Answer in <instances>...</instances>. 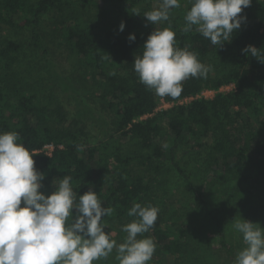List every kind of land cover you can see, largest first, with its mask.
Returning a JSON list of instances; mask_svg holds the SVG:
<instances>
[{
	"label": "trees",
	"instance_id": "1",
	"mask_svg": "<svg viewBox=\"0 0 264 264\" xmlns=\"http://www.w3.org/2000/svg\"><path fill=\"white\" fill-rule=\"evenodd\" d=\"M154 1L108 0L126 11L120 21L97 27L76 21L63 28L71 54L81 65L98 71L96 76L104 85L101 98L115 115L114 129L99 138L90 137L76 121L67 123L62 107L53 100L42 106L37 93L27 95L19 84L9 82L21 45L0 38V134L18 133L19 143L33 155L34 167L44 174L39 191L45 196L65 175L72 177L78 196L89 189L96 192L103 206L114 209L111 216L102 218L105 232L118 225L116 232L122 242L126 236L122 226L134 219L127 215L133 204L156 207L147 198L146 173L151 175L168 162L189 182L176 159L181 146L205 156L212 183L235 184L231 194L237 201L234 208L247 201L240 184L264 192V0H259L253 11L250 6L242 9L240 29L234 30L222 47L212 45L195 26L191 32H183L185 24L174 16L175 9L170 11L169 21L154 25L130 13L140 3ZM70 4L67 0H0V33L2 29L28 32L38 47L42 18L52 10L62 12ZM182 6L187 11L191 4ZM121 22L125 24L122 32ZM165 27L174 31L177 47L195 52L201 63L211 67L206 79L183 81L177 98L149 91L133 68L151 32ZM130 34L135 35V41L127 39ZM247 46L257 49L255 57L242 52ZM228 85L233 86L231 91H218ZM206 90L217 92L211 99L197 98ZM186 98L191 100L178 104ZM161 101L173 105L157 112ZM45 145L53 148L50 156L40 152ZM206 210L220 247L229 252L219 219L208 207ZM257 211L255 207L251 213L255 216ZM186 216L184 210L170 205L166 213L159 210L147 233L138 236L151 237L156 244L148 264H206L202 256L194 254L184 235Z\"/></svg>",
	"mask_w": 264,
	"mask_h": 264
},
{
	"label": "clouds",
	"instance_id": "2",
	"mask_svg": "<svg viewBox=\"0 0 264 264\" xmlns=\"http://www.w3.org/2000/svg\"><path fill=\"white\" fill-rule=\"evenodd\" d=\"M189 2L182 31L191 32L195 26V31L219 47L240 29L244 17L239 14L251 4V0ZM158 5L143 16L152 25L169 21L170 11L179 8L180 2L158 0ZM124 27L121 22L119 31ZM127 39L135 41V35ZM176 43L170 27L154 30L133 62L139 82L159 97L177 98L183 81L206 79L211 71L195 52ZM242 52L257 55L252 46ZM19 140L16 132L0 134V264H94L107 259L113 250L118 264H148L156 244L151 237L138 236L154 226L157 207L133 204L127 215L134 219L122 226L126 236L118 244L113 233L105 232L102 219L111 216L114 209L103 206L91 189L78 196L71 185L72 177L67 175L57 179L58 187L45 196L39 191L44 174L36 170L33 155ZM231 227L242 236L244 245L234 264H264V229L241 218L232 220Z\"/></svg>",
	"mask_w": 264,
	"mask_h": 264
},
{
	"label": "rangeland",
	"instance_id": "3",
	"mask_svg": "<svg viewBox=\"0 0 264 264\" xmlns=\"http://www.w3.org/2000/svg\"><path fill=\"white\" fill-rule=\"evenodd\" d=\"M71 4L62 12L50 11L41 20L38 27L40 46H35L28 32H14L2 29L0 38L13 40L21 45L13 72L9 76L11 84H19L27 95H38L42 106L50 100L59 104L66 115L67 123L76 121L83 126L90 137H103L114 129L115 115L105 107L101 98L104 87L95 70L81 65L71 54L68 43L63 38V28L76 21L86 22L91 26L120 21L126 11L112 6L108 0H67ZM99 2L100 6L89 5ZM259 0H252L250 10L253 11ZM180 7L175 9L174 16L185 24L183 4L189 0H179ZM158 0L140 3L130 10L132 15L144 18V13L158 8ZM138 14H135L136 12ZM232 90V86L223 89V93ZM213 98L214 94H206ZM187 103V102H182ZM160 102L157 112L170 108ZM176 159L188 177V183L168 162L162 164L157 172L145 174V182L149 184L148 200L161 211L167 212L170 205L186 212L184 235L189 245L195 249L194 254L202 256L206 264H234L235 256L244 247L242 236L231 227L234 219H244L264 229V192L253 186L240 184L247 201L237 209L233 185L222 186L212 183L207 172L205 156L202 153L181 146L176 152ZM201 190V194L198 191ZM207 205L205 207V205ZM263 204V207H261ZM208 209L219 219L225 233L228 250L220 247L217 234L207 216ZM258 208L257 214L251 213ZM117 226L108 229L113 239L122 243L116 232ZM185 240V237H184ZM115 250L107 258L94 264H118Z\"/></svg>",
	"mask_w": 264,
	"mask_h": 264
},
{
	"label": "built area",
	"instance_id": "4",
	"mask_svg": "<svg viewBox=\"0 0 264 264\" xmlns=\"http://www.w3.org/2000/svg\"><path fill=\"white\" fill-rule=\"evenodd\" d=\"M230 86H232V85H228V86H223V87H221L218 91L219 92H223V89H225V88H228V87H230ZM232 89H233V86H232ZM217 91H214V90H206V91H203V92H201V94L197 97V98H204V99H209V98H207V95L206 94H215ZM189 100H191V98H186V99H181V100H179L178 101V104H182V102H188ZM161 103H163V104H165V105H173V103H166V102H164V101H161ZM157 110V109H156ZM52 150H53V148H52V146L51 145H45L43 148H42V150L40 151V152H43L45 155H48V156H50L51 155V152H52Z\"/></svg>",
	"mask_w": 264,
	"mask_h": 264
}]
</instances>
